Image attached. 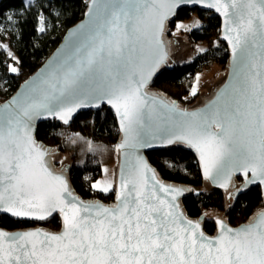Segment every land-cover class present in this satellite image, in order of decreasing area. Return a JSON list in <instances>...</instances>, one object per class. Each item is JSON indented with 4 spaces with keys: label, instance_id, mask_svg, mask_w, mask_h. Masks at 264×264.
I'll use <instances>...</instances> for the list:
<instances>
[{
    "label": "snow or ice",
    "instance_id": "snow-or-ice-1",
    "mask_svg": "<svg viewBox=\"0 0 264 264\" xmlns=\"http://www.w3.org/2000/svg\"><path fill=\"white\" fill-rule=\"evenodd\" d=\"M24 3L25 11L43 7L41 0ZM181 3L203 4L224 17L238 69L230 89L191 113L149 91L167 57L165 24ZM89 15L92 27L78 54L0 108V213L62 217L59 232L0 229V264H264V213L238 229L216 219L217 234L208 236L181 210L178 197L188 190L164 184L135 152L130 159L125 152L118 179L105 168V179L92 185L104 194L115 188L116 203L85 202L53 170V153L34 136L39 118L68 124L80 108L107 103L124 133L117 150L153 147L157 139L184 143L219 187L227 190L238 172L251 173L248 183L264 184V0H91ZM36 24L46 32L49 17L37 11Z\"/></svg>",
    "mask_w": 264,
    "mask_h": 264
},
{
    "label": "trees",
    "instance_id": "trees-1",
    "mask_svg": "<svg viewBox=\"0 0 264 264\" xmlns=\"http://www.w3.org/2000/svg\"><path fill=\"white\" fill-rule=\"evenodd\" d=\"M89 0H41L39 5L25 11L24 0H0V24L10 34V44L17 57L18 73H12L7 65L13 66L12 59L5 51H0V100L9 99L23 81L35 73L49 54L59 45L65 32L83 19ZM43 11L49 17L50 26L44 33L37 30L36 12ZM198 12L201 18L206 13L201 10L183 8L167 22L166 34L172 35L177 23ZM59 13L57 16L56 14ZM12 19L9 20L8 18ZM218 31L217 34H214ZM221 19L212 14L206 24L186 31L192 44L206 42L208 47L194 59L176 60L157 74L149 85V91L169 100H178L182 107L192 108L199 94L191 96L189 90L179 93H168L163 90L169 83H178L186 77H192L208 63H217L226 67L230 60V48L221 39ZM189 97L188 99L186 97ZM36 137L44 145L56 149L59 154L70 153L71 163L68 171L62 172L69 178L72 189L85 200H100L105 204H114L116 189L104 194L92 185L102 176L103 168L119 160L118 142L121 133L112 109L105 105L95 111L89 110L77 115L70 125L58 119L41 122L37 126ZM149 162L160 177L168 183L187 187L188 191L181 200L184 212L197 220L205 212L217 210L224 212L227 222L238 226L248 222L264 210V193L260 186L245 189L236 199L231 189L223 190L205 187L209 183L202 174L194 151L182 144H175L147 153ZM55 167L54 165H52ZM56 170V167H55ZM60 171V170H58ZM242 183L237 177L236 186ZM215 218L206 217L202 222L207 234L216 233ZM37 225L52 231L62 227V217L56 214L45 222H32L0 215V228L8 231L24 230Z\"/></svg>",
    "mask_w": 264,
    "mask_h": 264
},
{
    "label": "water",
    "instance_id": "water-1",
    "mask_svg": "<svg viewBox=\"0 0 264 264\" xmlns=\"http://www.w3.org/2000/svg\"><path fill=\"white\" fill-rule=\"evenodd\" d=\"M90 8H91V0L88 1L87 10L85 12V15H84L83 19L80 20L75 25H73L72 27H70L65 32V34L63 35V38H62L61 42L59 43V45L49 54V56L45 59L44 63L41 65V67H39L38 70L35 73H33L28 79H26L25 81H23L22 84L19 86L18 90L9 99H7L6 101H4L3 103L0 104V108H2L6 104L12 103L15 98H19L21 95H23L26 92H28L30 90V88H32L34 86L40 85L41 81H43L46 77H48L52 73L53 70L58 69L59 67H61L62 65H64L66 62H70V58L75 57L78 54V50L81 48V46L84 43V34L86 32H88L89 29L92 27V17L89 15ZM183 8H190V9H193V10H201V11H204V12H210V13L218 16L221 19V32H222L221 39L224 40V41H226L228 43L229 48H230V54H231L230 55L229 64L227 66L228 67V74H227L226 80L215 91L213 97L210 100H208L206 103H204V104H202L200 106L192 107V108L182 107L180 105V103H179L178 100H169V99H166V98H164V97H162V96H160L158 94H155V93H153V92L150 91V95H155V96H157V98H164L168 102L175 101L176 104L179 106V109L181 111H187V112L191 113V112H194V111L198 112V111H202V110L207 109L211 105L212 101L216 100L217 97L220 95V93L223 90L230 89V86L235 83V76H236V73H237L238 69H237V66H236V64L234 63V60H233L231 44L228 42V40H226L224 38V17L220 13L216 12V10L214 8H207L203 4H192V3H181V4H179L176 7V9H175V15L177 14V12L179 10H181ZM175 15L171 16L168 19V21L171 20V19H173L175 17ZM167 22L165 24V32H164V35L162 37V39L164 41V50L167 53V57H166V60L163 63H161L160 66L155 70V72H154V74H153V76L151 78L150 84L153 82V80L155 79V77L157 76V74L161 71V69H163V68H165V67H167L169 65H173L174 63H176V60H184L185 58H187V57H189L191 55L190 54L189 43H188V38L187 37L165 36L166 35ZM105 105H108L112 109V111H113V113L115 115L116 121L118 123V127H119V130H120V133H121V139L118 142V145H119L124 140V133L121 130V127H120L119 117L117 116V114L115 112V109L112 108V106L110 104L101 103L99 107H85V108H80L78 111H76L72 115V118L69 121V123L68 124H65V125H70L74 121V119L77 117V115L79 113L84 112V111H89V110L95 111L97 109L102 108ZM54 119H58V118L52 117V116H48V117L39 118V119H37L35 121L34 136H35V138H36L37 141H38V139L36 137L37 126L41 122L48 121V120H54ZM38 142L40 144H42L43 146H45L51 153H53V156L51 158V163L52 162H56V161L60 162V166L59 167H56L54 165L56 167V170H55V167L52 166L53 167V170L57 174H63L65 176V178L68 180L69 188L74 193V195L78 196L81 200H83L85 202L98 201V202L104 204L105 206H113L116 203V197H115V203L114 204H105L104 202H102L100 200H85L84 198H82L79 194H77L72 189V187L70 185L69 178L66 175V173H64V172L61 171L63 167H65V171H68V168H69L68 165H70V163H71L70 156L67 153H65V154H59V151L58 150L53 149L51 147H48V146L44 145V143L42 141H38ZM152 143L154 145L153 147H139V148H137L135 150H133V149H120L119 150V160H118L117 165L115 166L114 178H117L118 179L119 173H120L121 169L125 166V162H126L125 152H128L130 154V156L128 157L129 159L131 158V154L133 152H135L136 155H139V156L143 157V159H145L148 162V164H149V166L151 168L155 169L158 178L164 184H166V185L179 186V185H175L173 183L165 182L160 177V175L158 174L156 168L154 166H152V164L149 162L148 157H147V153L148 152H151V151H154V150H158V149H162L164 147H169V146H172V145H175V144H171V145L161 144L158 139L152 141ZM176 144H182V145L187 146L184 143H176ZM188 148L190 150L194 151V153L196 154L197 159H198V162H199V165H200V168H201V171H202V174H203V166H202V163L200 161L199 154L193 148H190V147H188ZM58 170H60V171H58ZM237 177L241 178V180H242V183L239 186H236V184H234V181H235V179ZM250 179H251V173H249V176L248 177H244V175L242 173H239V172L236 173L233 176V178H232L231 184L227 188V190L228 189H231L232 190L231 193L228 194V198H230L231 195H232V193H233L234 198L236 199L245 189H247L248 187H251V186H260L261 189H262V191H263V193H264V184H260L259 182H256V183H248V181ZM205 186L208 187V188L213 186V187L218 188V189L226 190L224 188L219 187L216 183H213L211 180H209V183L207 182ZM179 187H182V186H179ZM182 188H185V189L188 190L187 187H182ZM186 193H187V191H185L182 196L178 197V202H179L180 207H181V210L183 212H184V210H183V208L181 206V200L186 195ZM262 213H264V210L258 212L254 216V218L258 217V215L259 214H262ZM56 214H59V213H54L51 217H54ZM0 215H7L9 217H12L10 214H7V213H0ZM185 215L189 219H192L186 213H185ZM51 217H49L48 219H50ZM215 217H216V219H223V217H220L218 215H216ZM13 218H15V217H13ZM254 218L252 220H250L248 222H245V223H242V224H240L238 226H233V225L229 224L227 222V220H225V219H223V220L227 223V225L229 227L234 228V229H238L241 226L247 225L249 222H252L254 220ZM15 219H19V218H15ZM204 219H205V216L202 215L199 219H197V220L192 219V220L193 221H200L201 222V225H202V228L204 230V227H203V224H202V222L204 221ZM21 220H26V219H21ZM27 221H32V222H45V221H39V220H27ZM0 229H2V228H0ZM32 229H44V230H47V231H50V232H59L61 230L60 229L58 231H52V230H49V229H47V228H45L43 226L31 227V228H27V229H24V230H32ZM217 229H218V226L216 228V233L213 234V235L207 234L205 232V230H204V232L208 236H215L217 234ZM3 230H5V229H3ZM6 231H8V230H6ZM16 231H21V230H16ZM16 231H8V232H16Z\"/></svg>",
    "mask_w": 264,
    "mask_h": 264
},
{
    "label": "rangeland",
    "instance_id": "rangeland-1",
    "mask_svg": "<svg viewBox=\"0 0 264 264\" xmlns=\"http://www.w3.org/2000/svg\"><path fill=\"white\" fill-rule=\"evenodd\" d=\"M211 15H212V13L206 12L203 15V19H202L198 12H193L189 18L184 19L183 21L177 23V25L178 24H184V25L188 26L190 28V30L194 29V28H199V27L203 26L204 24H206L208 18ZM197 22L199 23V27L195 26ZM217 32L218 31H215L214 34H217ZM165 36L187 37L186 31L179 29L178 27H176V29L173 31L172 35L166 34ZM188 43H189V49H190L191 55L185 59L196 58L201 53L205 52L207 47H208V44L206 42H199L197 44H192L188 39ZM0 45L6 46V50H5L6 53L11 52L12 55L11 56L8 55V56L12 59L13 66L16 67L15 63L18 61V57H17L12 45L10 44V34L2 24H0ZM201 49H203V51ZM13 57H15V59H13ZM227 74H228V67L227 66L222 67L219 64L214 63V62L208 63L206 66H204L202 68L201 71L197 72L196 75H194L192 77H186L185 79H183L182 81H180L178 83H169L163 87L164 88L163 90H165L168 93L169 92L170 93H179L182 91H186V90L188 91L189 90V93L192 96V94H191L192 89H193V87H196L197 88L196 93L199 94V97L197 98L195 103L193 105H191V107H197V106H200V105L206 103L208 100H210L213 97L215 91L226 80ZM197 77H199L198 81H197ZM186 98L188 99L189 97L187 96ZM67 154L70 156V159H71V154L70 153H67ZM117 163H118V159L113 164L105 166L103 168L102 176L96 182L105 179V173H104L105 168L108 169L107 176L108 177H114L115 166L117 165ZM52 164L55 165L56 167L60 166V162H58V161L52 162ZM216 215L223 217V219H225V220L228 219L224 212H220L217 210H210V211L205 212L206 217L214 218Z\"/></svg>",
    "mask_w": 264,
    "mask_h": 264
},
{
    "label": "built area",
    "instance_id": "built-area-1",
    "mask_svg": "<svg viewBox=\"0 0 264 264\" xmlns=\"http://www.w3.org/2000/svg\"><path fill=\"white\" fill-rule=\"evenodd\" d=\"M3 103L1 100H0V104Z\"/></svg>",
    "mask_w": 264,
    "mask_h": 264
},
{
    "label": "flooded vegetation",
    "instance_id": "flooded-vegetation-1",
    "mask_svg": "<svg viewBox=\"0 0 264 264\" xmlns=\"http://www.w3.org/2000/svg\"><path fill=\"white\" fill-rule=\"evenodd\" d=\"M37 226H39V225H37Z\"/></svg>",
    "mask_w": 264,
    "mask_h": 264
}]
</instances>
